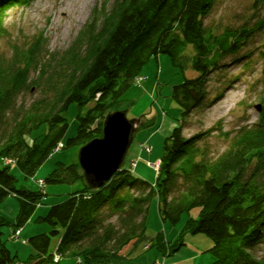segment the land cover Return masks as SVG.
Returning <instances> with one entry per match:
<instances>
[{
  "label": "trees",
  "instance_id": "obj_1",
  "mask_svg": "<svg viewBox=\"0 0 264 264\" xmlns=\"http://www.w3.org/2000/svg\"><path fill=\"white\" fill-rule=\"evenodd\" d=\"M214 1L113 0L108 7L94 9L66 50L43 55L39 33L27 47H14L10 57L0 54V205L9 196L18 199L13 229L31 218L45 193L17 187L10 164L2 159L33 176L59 143L67 148L101 135L105 115L136 81L143 65L159 53L168 54L182 70L189 64L196 71L172 86V99L185 120L207 99L208 75L223 66V58L247 44L255 32L264 35V15L214 33L203 23ZM28 2L0 0V37L6 32L5 11ZM262 45L264 52V41ZM33 87L40 91L37 98L18 101ZM72 102L92 105L78 111L77 131L65 138L68 122L63 114ZM42 124L46 132L29 142L27 134ZM181 129L180 124L174 126L164 138L153 183L121 167L105 185L86 184L51 205L37 220L54 228L28 238L34 252L23 263L61 264L49 252L51 236L59 232L56 252L62 257L80 259V264L119 260L124 248L144 235L148 201L154 196L164 220L175 222L180 213L198 208L184 225L213 241L211 264H264V256L254 252L255 245L264 243V105L258 120L240 126L217 156L200 144L208 131L186 138ZM80 177L78 162H59L44 179L72 183ZM7 222L0 214V227ZM154 237L164 256L184 244L180 236L174 241L161 233ZM4 243L0 237V264H18L17 254Z\"/></svg>",
  "mask_w": 264,
  "mask_h": 264
},
{
  "label": "rangeland",
  "instance_id": "obj_2",
  "mask_svg": "<svg viewBox=\"0 0 264 264\" xmlns=\"http://www.w3.org/2000/svg\"><path fill=\"white\" fill-rule=\"evenodd\" d=\"M112 2L113 0H29L26 4L11 6L5 11L6 32L0 37V54L10 57L14 53V47H27L39 33L44 43L43 55L46 54L45 51L66 50L74 42L79 31L92 19L94 9L108 7ZM214 2L212 11L203 22L210 26L214 33H221L226 27H237L245 19L253 22L256 17L264 15V0ZM263 36L260 32H255L247 44L223 58V66L208 75L207 99L194 108L185 120L180 117L179 104L172 99V86L180 83L184 76L196 75V71L189 64L184 66L183 70L175 66L166 53L150 57L141 68L136 81L111 108V112L126 109L128 118H140L139 128L133 135L121 167L129 168L132 175L153 183L160 164L164 138L174 126L182 125L181 130L186 138L198 132L208 131V135L200 140V144H203L211 155L217 156L227 148L230 137L240 126L256 122L264 105ZM31 74L36 75L34 71ZM39 94V89L33 87L19 95L18 101L29 103ZM224 102H227V106L223 105ZM257 104L260 105L259 109ZM90 105L91 102L82 107L75 102L69 103L63 114L68 122L65 138L74 136L78 126V111H86ZM46 130L47 125L42 124L25 138L32 142V137L39 136ZM62 145L63 143H59L56 146L33 176H25L10 159H2V162L10 164L9 170L17 179V187L45 193L41 203L37 202L31 218L17 228L21 229L20 231L13 229L19 207L18 199L9 196L0 205V214L8 221L0 227V237L11 253L17 254L18 264H24L23 261L34 252L28 238L38 233H49L54 228L47 221L37 220L38 217L45 215L51 205L62 201L70 192L86 185L84 177L72 183L45 181L44 178L59 162H78V151L82 145L67 148ZM197 212L198 208L195 207L190 212L180 213L175 222L164 220L159 215L156 197H151L145 214L144 235L136 244L124 248L122 258L108 261L107 264H211L215 259L209 251L213 241L202 232L192 233L185 229L184 224L190 214L196 216ZM158 233L168 241H174L180 236L179 242L184 244L164 256L155 244L154 236ZM262 235L264 237V231ZM59 239L60 232L52 235L49 247L53 258L57 257L56 262L80 264V259L62 257L56 252ZM254 252L258 256H264V243L255 245Z\"/></svg>",
  "mask_w": 264,
  "mask_h": 264
},
{
  "label": "water",
  "instance_id": "obj_3",
  "mask_svg": "<svg viewBox=\"0 0 264 264\" xmlns=\"http://www.w3.org/2000/svg\"><path fill=\"white\" fill-rule=\"evenodd\" d=\"M259 109L260 105H256ZM126 109L108 112L102 124V135L82 144L78 164L83 177L92 188L105 183L121 168L140 118H128Z\"/></svg>",
  "mask_w": 264,
  "mask_h": 264
},
{
  "label": "built area",
  "instance_id": "obj_4",
  "mask_svg": "<svg viewBox=\"0 0 264 264\" xmlns=\"http://www.w3.org/2000/svg\"><path fill=\"white\" fill-rule=\"evenodd\" d=\"M16 230H17V231H20V229H16ZM54 260H55V262H56V260H57V257H55V259H54ZM162 264H164V263H162Z\"/></svg>",
  "mask_w": 264,
  "mask_h": 264
},
{
  "label": "bare ground",
  "instance_id": "obj_5",
  "mask_svg": "<svg viewBox=\"0 0 264 264\" xmlns=\"http://www.w3.org/2000/svg\"><path fill=\"white\" fill-rule=\"evenodd\" d=\"M223 105L227 106V102H224V104H223Z\"/></svg>",
  "mask_w": 264,
  "mask_h": 264
}]
</instances>
